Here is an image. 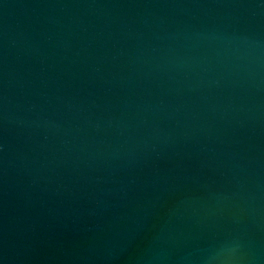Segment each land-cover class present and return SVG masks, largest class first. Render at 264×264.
<instances>
[{
    "label": "water",
    "instance_id": "95a60500",
    "mask_svg": "<svg viewBox=\"0 0 264 264\" xmlns=\"http://www.w3.org/2000/svg\"><path fill=\"white\" fill-rule=\"evenodd\" d=\"M0 264H264V0H0Z\"/></svg>",
    "mask_w": 264,
    "mask_h": 264
}]
</instances>
